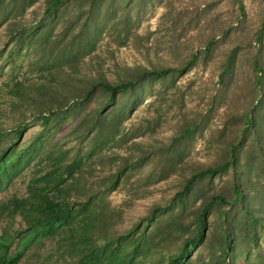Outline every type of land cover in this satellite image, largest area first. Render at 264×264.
<instances>
[{"label": "rangeland", "instance_id": "374dc122", "mask_svg": "<svg viewBox=\"0 0 264 264\" xmlns=\"http://www.w3.org/2000/svg\"><path fill=\"white\" fill-rule=\"evenodd\" d=\"M45 6V0H39L17 18L18 27L25 31L44 21ZM95 7L98 15L89 22L82 41L79 31L93 9L86 0H69L60 7L55 21L46 23L49 37L45 40L12 38L9 24L0 28V155L16 142V130L26 128L15 155L10 153L7 159L21 156L43 130L38 115L55 110L62 102L66 107L74 105L91 83L120 84L143 70H173L151 81L140 105L103 148L92 149L93 135H78L74 117L43 146L44 155L66 151L68 163L81 159L78 181H68L50 197L62 204L83 203L92 190L98 197L96 212L106 217L93 235L101 244L106 236L143 225L149 212L167 205L188 178L220 165L232 146L243 144L246 149L256 141L253 132L244 135L243 131L246 117L254 115L257 105L262 107L256 116L264 135V0H100ZM89 40L90 52L78 56ZM70 49L78 56L74 63L65 62ZM194 55H198L194 65L180 73ZM257 64L260 74L254 68ZM257 77L263 81L260 88ZM50 95H57L56 101L61 102L49 104ZM93 107L91 102L84 113ZM189 128L194 131L181 164L176 173L162 178L158 149ZM141 157L146 162L134 167ZM47 165L44 158H38L3 187L0 207L11 199L28 197L31 180L43 175ZM125 166L128 169L117 185L102 192L106 181ZM230 180L231 171H225L205 181L203 193L191 200L189 208L197 209L205 198L228 191ZM215 219L212 212L204 237L196 245L186 243L188 233L166 238L136 264H174L177 257L184 264H214L208 244ZM25 228L20 216L0 211V234ZM155 228L152 225L147 233ZM66 236L33 244L20 264L69 263Z\"/></svg>", "mask_w": 264, "mask_h": 264}, {"label": "trees", "instance_id": "16d2710c", "mask_svg": "<svg viewBox=\"0 0 264 264\" xmlns=\"http://www.w3.org/2000/svg\"><path fill=\"white\" fill-rule=\"evenodd\" d=\"M38 1L0 0V28L9 24L12 38L47 39L49 31L45 30L46 23L55 21L60 7L69 0H45L44 21L23 31L16 23L17 18ZM86 1L93 5V9L88 13L87 20L79 31L78 38L81 41L88 33L89 22L98 15L95 6L100 0ZM91 47L89 40L84 52L78 50L77 55L88 54ZM74 52L75 50L70 49L69 58L65 62H76L78 56H74ZM197 59L198 55H194L180 73L192 67ZM254 68L256 73L260 74L259 65ZM228 70L229 67L225 69L224 74H227ZM172 72L171 69L157 72L143 70L120 84H111L104 80L91 83L86 94L74 105L66 107L62 102L55 110H50L45 115L39 114L42 132L20 152L21 156L8 160L10 153L15 155L26 133V128L16 130L13 137L16 142H11L0 155V190L36 159L44 158L48 165L43 175L31 180L28 197L11 199L0 207L2 213L13 217L20 216L26 225L23 231L14 234L2 231L0 264H20L33 244L61 234H66V241H69V263L66 264H136L138 259L145 257L163 239L179 238L188 233L186 243L189 247L201 242L208 227L206 220L212 212L215 213L216 219L208 245L214 264H264V135L260 127L261 121L256 116L260 114V105L256 106L254 115L247 116L245 120L243 134L253 132L256 137V141L248 148L244 149L243 144L232 146L227 158L220 165L201 169L188 178L182 190L167 205L154 207L149 212L143 219V225H136L123 234L106 236L101 244L96 243L93 235L97 224L104 222L106 217L99 216L96 212L99 208L96 202L98 197L92 190L83 203L62 204L50 197L52 192H60L61 186L68 181H78L77 174L81 170L82 162L80 158H76L68 163L66 151L42 154L48 138L74 117L78 119L75 127L78 135L83 138L93 135L92 149L103 148L115 139L123 122L140 105L141 96L151 81L163 79ZM262 83V78L257 77L256 85L260 88ZM41 94L42 97L45 96V93ZM57 98V95H50L48 103L55 105L61 102L56 101ZM91 102H94L95 107L84 113ZM193 131L194 128L185 130L173 138L170 144L158 149L156 156L162 178L176 173V168L183 159L187 139ZM146 160V157H141L136 159L133 165L140 167ZM127 169L126 166L119 169L106 181L102 192L114 188ZM225 171H231L228 191L220 196L205 198L197 209L189 208L191 200L198 199L203 193L205 181H211ZM186 217L191 218V221H183ZM154 224L156 230L151 234L147 233ZM173 262L184 264L180 257Z\"/></svg>", "mask_w": 264, "mask_h": 264}]
</instances>
